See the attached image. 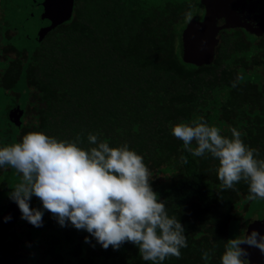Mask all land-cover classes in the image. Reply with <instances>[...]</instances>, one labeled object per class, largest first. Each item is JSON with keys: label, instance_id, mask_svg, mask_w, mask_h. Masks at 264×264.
<instances>
[{"label": "trees", "instance_id": "1", "mask_svg": "<svg viewBox=\"0 0 264 264\" xmlns=\"http://www.w3.org/2000/svg\"><path fill=\"white\" fill-rule=\"evenodd\" d=\"M187 7L184 0H78L68 19L48 29L49 23H25L28 39L21 29L12 43L19 53L28 42L29 60L19 57L0 76L7 84L0 88V146L32 131L67 140L80 135L85 148L87 135L97 132L110 146L127 144L143 156L153 190L186 229L182 257L163 264H206L202 252L213 249L207 264H221L234 231L243 234L239 227L256 221L264 227V199L249 200L244 181L220 191L218 161L186 152L171 129L203 117L222 135L241 131L264 158V36L225 30L212 61L195 64L180 45ZM20 179L14 169H0V216L8 203L16 205L8 211L18 218L13 225L23 227L21 238L39 244L42 264H152L134 244L104 249L47 211L40 227L22 219L8 196ZM30 204L42 208L35 196ZM12 227L0 226L1 242L18 243Z\"/></svg>", "mask_w": 264, "mask_h": 264}, {"label": "clouds", "instance_id": "2", "mask_svg": "<svg viewBox=\"0 0 264 264\" xmlns=\"http://www.w3.org/2000/svg\"><path fill=\"white\" fill-rule=\"evenodd\" d=\"M186 15L191 19V12ZM171 131L186 152L218 161L220 191L237 190L235 185L244 181L249 200L264 199V158L244 142L241 131L232 128L230 137L222 135L203 117L176 123ZM100 136L89 133L85 148L80 135L67 140L32 131L19 142L0 146V169L10 167L21 176L8 193L21 218L40 227L47 211L62 227L71 224L86 231L104 249H119L129 242L152 264L180 259L181 249L188 247L185 226L169 215L153 190V174L143 156L127 144L110 146ZM33 196L42 208L31 207ZM4 219L11 220V215ZM251 248L264 255V233L256 228L227 239L221 264H251ZM213 253L214 249L202 252L206 264Z\"/></svg>", "mask_w": 264, "mask_h": 264}, {"label": "flooded vegetation", "instance_id": "3", "mask_svg": "<svg viewBox=\"0 0 264 264\" xmlns=\"http://www.w3.org/2000/svg\"><path fill=\"white\" fill-rule=\"evenodd\" d=\"M4 0L0 2V76L4 77L5 73H9L13 68L14 61H17L18 58L27 59L29 60V45L28 42L21 43V51L19 53H15L13 48V43L16 42L15 38L18 36L20 31V37H25L28 39V29H24V24L27 23L29 25L30 19L38 23L40 26L43 27L47 25L44 19L34 18L30 16V13L33 11L40 12L44 9L41 7V1L38 0L36 6L34 5L28 9L26 4H11L13 0H8L9 3L2 4ZM249 3L251 0H194L193 2L187 1V10L191 12V19L195 17L197 21L203 19L206 10L215 11L216 15L212 17L215 19V28H219L223 26L228 20L229 27H224L220 29L217 34L216 38H220V35L225 30H238L242 34H250L256 37H260L261 35L264 36V0H260L257 3V9L252 11V16L246 13L242 9L243 4ZM211 2H218L213 8H210L213 3ZM254 2V1H251ZM73 3L75 1L73 0ZM259 9V10H258ZM221 12V13H220ZM220 15L218 16V14ZM188 17L185 18L184 21V28L190 22ZM34 25V23H32ZM60 23L57 25L59 26ZM31 26V24H30ZM38 29V28H37ZM14 36H16L14 38ZM23 37V38H24ZM20 39V38H19ZM27 43V44H26ZM215 49V48H214ZM6 81V80H4ZM0 88H7V84L4 82H0ZM11 205L10 208L4 209L2 216H0V226H8L12 221L15 219H11L9 221H5V217L10 214L9 209H14L16 207L15 204L8 203ZM15 212V211H14ZM13 226V225H12ZM2 229L0 228V231ZM17 244H12L10 241L1 242L0 241V264H42L43 259L45 258L42 253L39 255L40 257L32 262L31 259H18V255L26 254L24 248L21 246H17ZM20 247V249H19ZM3 256H1L2 254ZM11 253V256L9 254ZM50 264V260L48 261Z\"/></svg>", "mask_w": 264, "mask_h": 264}, {"label": "water", "instance_id": "4", "mask_svg": "<svg viewBox=\"0 0 264 264\" xmlns=\"http://www.w3.org/2000/svg\"><path fill=\"white\" fill-rule=\"evenodd\" d=\"M44 9L40 12L34 13V18L44 19L47 25V29L68 19L71 15L73 0H40ZM213 5L210 8H213L218 2H211ZM221 13V12H220ZM218 14V16L220 15ZM216 15L215 11L209 9L206 10L202 20L197 21L193 17L190 22L186 25L184 30L181 33L180 45L182 50L190 56V59L195 64H207L212 61L214 54V47L217 43L216 34L217 32L224 28L229 27L230 24L227 22L219 27L215 28V19L212 17ZM49 26V27H48ZM231 26V25H230ZM9 226V225H8ZM263 228V231H260V228ZM252 228L258 229L261 233H264V227L261 225L260 221L254 222L249 228L248 231H251ZM250 258H258L260 253L253 248L249 249Z\"/></svg>", "mask_w": 264, "mask_h": 264}, {"label": "rangeland", "instance_id": "5", "mask_svg": "<svg viewBox=\"0 0 264 264\" xmlns=\"http://www.w3.org/2000/svg\"><path fill=\"white\" fill-rule=\"evenodd\" d=\"M0 1H2V0H0ZM28 2V3H34V2H37L38 3V0H23V2ZM76 2L78 1V0H75ZM185 1V3L187 2V1H191V2H193L194 0H184ZM251 1H254V2H251ZM249 3H245V1H244V4H243V7H242V9L244 10V11H246V13L247 14H249L250 16H252V11H254V10H256L257 8V3H258V1H260V0H251ZM7 3H9L8 2V0H5V1H3V3L2 4H7ZM27 5V7H28V9L30 8V7H32L33 5H34V7L36 6V3L35 4H33V5H29V4H26ZM30 6V7H29ZM33 8V7H32ZM31 9V8H30ZM259 10V9H258ZM33 12H35V11H33ZM30 16L31 17H33L34 16V13H30ZM30 21H31V19H30ZM32 24V23H31ZM10 215H11V219H15L16 218V214H15V212L14 211H12L11 213H10ZM18 218H16L15 219V221L17 220ZM15 221H12L10 224H11V226L14 224V222ZM20 221H21V218H20ZM248 223V222H247ZM250 223V222H249ZM236 225V224H235ZM249 225L250 224H248L247 225V227H246V224L245 225H241L242 226V228H241V230H240V227H239V230H237L238 232H240V231H243L244 229V231H243V233L249 228ZM11 230L12 231H15L17 234H16V237H18V239L16 240L17 242H18V245L17 246H21V248H24V251L26 252V254H22V255H18V259H31L32 260V262H35V260H37L38 258H39V250H40V248H39V244H37V246H35L34 244V242L36 241V240H34L33 241V244H30V242L29 241H27V240H25L24 238H21L23 235H22V230H23V227H21V226H19L18 224H16V225H13V227L11 228ZM260 231L262 232L263 231V228L261 227L260 228ZM19 232V233H18ZM235 232V231H234ZM232 233L233 235L231 236V238L232 237H235L236 236V233ZM240 235V234H239ZM31 238H34V236H32ZM20 242H25L26 244H23V243H20ZM16 244V243H15ZM19 249H20V247H19ZM254 250H256V251H258L259 252V250L258 249H255V248H253ZM260 253V252H259ZM2 254V253H1ZM1 256H3V254L1 255ZM9 256H11V253L9 254ZM250 260H251V264H264V255H262L261 253H260V256L258 257V258H250ZM3 264H4V261H3Z\"/></svg>", "mask_w": 264, "mask_h": 264}]
</instances>
